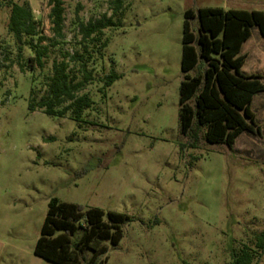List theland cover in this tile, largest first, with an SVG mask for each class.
<instances>
[{
	"label": "rangeland",
	"instance_id": "obj_1",
	"mask_svg": "<svg viewBox=\"0 0 264 264\" xmlns=\"http://www.w3.org/2000/svg\"><path fill=\"white\" fill-rule=\"evenodd\" d=\"M112 1L64 0V37L41 67L27 63L35 51L24 42L54 38L50 0H0V264H57L34 252L53 197L131 217L120 243L108 242L112 264H229L264 230V90L252 101L262 134L244 130L229 147L202 131L192 146L179 117L185 11H264V0H123L120 24L105 30L108 45L88 64L94 78L80 94L94 104L83 120L32 111L54 60L83 50L79 19L113 14ZM15 3L37 21L38 34L21 43L9 28ZM241 53L242 71L264 76L257 25ZM112 70L122 77L104 92Z\"/></svg>",
	"mask_w": 264,
	"mask_h": 264
},
{
	"label": "trees",
	"instance_id": "obj_2",
	"mask_svg": "<svg viewBox=\"0 0 264 264\" xmlns=\"http://www.w3.org/2000/svg\"><path fill=\"white\" fill-rule=\"evenodd\" d=\"M50 3L54 38L40 35L37 44L24 42L35 51L27 63L36 61L41 67L45 66L50 46L56 45L55 38L64 37L65 2L50 0ZM112 3L114 13L111 15L104 14L87 22L79 19L83 50L64 52L62 59L54 60L46 92L37 99L32 91V111L43 109L47 114L60 116L70 112L76 120H83L85 110L94 104L88 93L80 94L94 78L88 64L95 53L102 54L101 49L108 45L105 30L116 27L121 21L115 17L123 7V0ZM193 19H197L196 27ZM254 25L264 35L263 10L206 6L197 11L193 8L185 11L179 117L181 131L192 146L200 141L202 131L208 142H222L229 147L234 146L244 130L262 134L252 101L257 92L264 90V76L242 71L246 55L241 50L251 37ZM9 28L20 43L24 34L37 35L32 9L24 4H13ZM45 40L49 43L44 44ZM121 77L122 74L112 70L105 77L102 91ZM127 220L131 217L123 212L106 211L98 206L85 208L53 197L34 252L57 264H112L103 256L108 253V242L113 246L120 243L122 224ZM253 242L254 246L245 245L240 252H234L229 264H257L264 253V230L254 235ZM87 251H91L88 258Z\"/></svg>",
	"mask_w": 264,
	"mask_h": 264
}]
</instances>
